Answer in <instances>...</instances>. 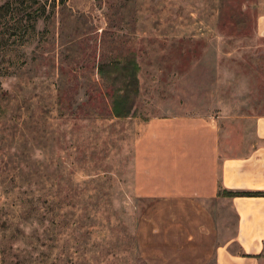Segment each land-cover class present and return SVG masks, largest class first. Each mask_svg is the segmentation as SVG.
Here are the masks:
<instances>
[{
	"label": "rangeland",
	"instance_id": "rangeland-1",
	"mask_svg": "<svg viewBox=\"0 0 264 264\" xmlns=\"http://www.w3.org/2000/svg\"><path fill=\"white\" fill-rule=\"evenodd\" d=\"M263 15L264 0H66L32 31L0 26V264L178 255L165 206L156 237L142 219L184 193L201 118L242 141L264 115ZM219 195L225 243L236 218Z\"/></svg>",
	"mask_w": 264,
	"mask_h": 264
},
{
	"label": "crops",
	"instance_id": "crops-1",
	"mask_svg": "<svg viewBox=\"0 0 264 264\" xmlns=\"http://www.w3.org/2000/svg\"><path fill=\"white\" fill-rule=\"evenodd\" d=\"M259 30L264 32V15ZM198 122L201 134L191 144L192 148L198 146L200 153L196 157L199 159L180 175L184 193L175 192L153 202L145 212L147 217L142 219L143 237H156L153 215L158 206H165L161 209L163 221L157 230L163 235L168 231L178 234L183 239L178 244L182 247L180 253L177 252L188 253L182 256L175 251L169 256L145 254L144 262L264 264V115L250 116L247 138L242 141L237 140L236 134L231 135L232 132L224 133L217 120L201 118ZM222 191L232 192L223 199L235 214L236 226L229 240L218 243L209 207ZM170 207L175 208L176 218L171 219ZM145 244L148 246L145 250L151 248L146 241ZM231 245H235L234 249ZM168 247L177 249L175 244L169 243Z\"/></svg>",
	"mask_w": 264,
	"mask_h": 264
},
{
	"label": "trees",
	"instance_id": "trees-1",
	"mask_svg": "<svg viewBox=\"0 0 264 264\" xmlns=\"http://www.w3.org/2000/svg\"><path fill=\"white\" fill-rule=\"evenodd\" d=\"M66 0H0V26L7 31L27 32L38 20L48 21Z\"/></svg>",
	"mask_w": 264,
	"mask_h": 264
}]
</instances>
